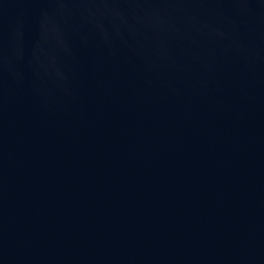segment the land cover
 <instances>
[{
  "label": "water",
  "instance_id": "obj_1",
  "mask_svg": "<svg viewBox=\"0 0 264 264\" xmlns=\"http://www.w3.org/2000/svg\"><path fill=\"white\" fill-rule=\"evenodd\" d=\"M0 264H264V115L127 0H0Z\"/></svg>",
  "mask_w": 264,
  "mask_h": 264
}]
</instances>
